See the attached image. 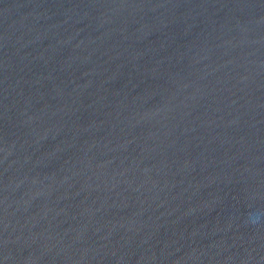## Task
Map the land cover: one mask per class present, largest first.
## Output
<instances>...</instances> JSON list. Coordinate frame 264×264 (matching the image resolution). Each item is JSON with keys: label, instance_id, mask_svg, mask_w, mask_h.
<instances>
[{"label": "water", "instance_id": "1", "mask_svg": "<svg viewBox=\"0 0 264 264\" xmlns=\"http://www.w3.org/2000/svg\"><path fill=\"white\" fill-rule=\"evenodd\" d=\"M0 264H264V0H0Z\"/></svg>", "mask_w": 264, "mask_h": 264}, {"label": "clouds", "instance_id": "2", "mask_svg": "<svg viewBox=\"0 0 264 264\" xmlns=\"http://www.w3.org/2000/svg\"><path fill=\"white\" fill-rule=\"evenodd\" d=\"M259 217H258V214H253L252 216H250V220L252 221V222H256V220L258 219Z\"/></svg>", "mask_w": 264, "mask_h": 264}]
</instances>
